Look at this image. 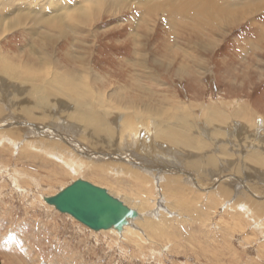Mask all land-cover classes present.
<instances>
[{"label":"rangeland","instance_id":"1","mask_svg":"<svg viewBox=\"0 0 264 264\" xmlns=\"http://www.w3.org/2000/svg\"><path fill=\"white\" fill-rule=\"evenodd\" d=\"M78 1L75 0L74 8ZM132 1L114 0L119 6L111 7L112 1L106 0L100 6L98 16L75 32L64 28L66 25L60 26L58 30L64 28L69 32L65 34L61 30L60 39L52 41L56 44L53 55L60 68L51 64L48 70L65 73L76 66L73 61L79 58L85 61L94 79L96 77L102 82L91 85L92 88L93 85L97 87L94 88L97 92L105 93L106 101L98 107V113L109 127L108 130L99 129V134H106L115 124V137L112 131L107 135L118 143L116 137L124 136L125 132L134 133L136 126H142V119L158 126L154 131L166 128L180 131L184 119L190 135L201 138L208 145V155L214 160L206 158L199 165L200 175L189 180L183 170L185 162L181 156L188 158L189 155L190 158L193 151L170 146L165 140L158 139L160 141L157 142L167 149V152L159 154L162 157L156 166L161 169L150 172H141V166L126 160L105 159L107 154L118 155L116 150H109L114 147L108 146L106 140V145L99 148L78 137L79 147L73 143L63 147L62 141L75 134L67 127V113L56 114L58 120L53 126L57 127L53 129L51 119H55L54 116L37 114L41 108L26 95L12 98L15 90L28 86L24 88L19 82L7 80L2 73L0 108L4 113L0 115V133L16 131L24 141L14 144L11 137L0 135V264H264V212L263 208L256 211L260 209L257 204L264 202V167L255 166L262 177L243 176L250 172L243 169L249 164L247 158L264 148V143L260 144L264 140V10L257 11L260 8L256 4L253 11L257 12L237 16L239 9L226 4V0H218L217 7L221 10L209 12L205 18L193 13L194 25L184 20L180 25L170 26L163 11L153 7L137 10ZM47 2L44 0L40 5L35 3L31 6L29 0H22L21 4L13 2L16 7L13 10L6 0H0V18L5 17L0 25V57H8L10 66L17 67L20 76L24 71L23 62L33 58L34 39L46 33V28H36L38 18L31 17V13L21 23L14 18L18 13L28 14L29 7L43 8ZM56 2L52 0L51 6ZM153 9L155 13L151 12ZM233 15L235 20H228ZM67 21L72 22L71 18ZM216 25H222L223 29ZM142 51L146 52L145 56ZM138 54L144 58L145 69H149L143 74V84L150 90L145 99L149 98L144 101L141 94L136 102L120 106L113 94L124 96V90L141 81L138 76L142 68L135 66ZM80 68L84 69L83 66ZM27 71L35 74L34 68L27 67ZM98 85H102V89ZM130 96L133 93L126 95ZM219 105L224 106L222 112L229 120L211 114V108ZM131 106H134V112L127 109ZM158 107L160 112L156 114L153 111ZM66 111L72 112L71 109ZM23 113L28 116H22ZM9 114L12 119L5 118ZM26 117L33 119H27L32 123L31 127H27ZM127 117L131 118L130 123L125 122ZM42 125H47L48 131L53 130L47 140H51V145L58 143L65 148L63 153L60 152L64 158L47 157L39 147L26 150L30 155L25 156L23 143L35 140L39 131L33 128ZM59 131L61 137L58 136ZM58 152L55 151L59 155ZM73 154L75 162H65ZM197 154L200 155L199 152ZM85 161L89 165L85 163L83 166ZM133 169L140 170V173L131 176ZM141 173H146L144 178H137ZM188 173L191 174L190 171ZM171 178H177L189 191L200 192L205 201L196 206L200 208L202 217H195L193 212V215H178L179 209H171L173 199L162 192ZM233 178L237 182H231ZM242 178H245L244 195L254 203V209L252 204L250 208L254 215L243 210H230L227 208L229 202H219L217 213L210 211L207 192H217L218 186L227 187L230 182L235 188L241 187L239 181ZM79 179L107 188L118 199L126 197L134 209L137 207L133 199L140 193H149L150 207L144 218H158L160 222L166 218L169 223L174 218L171 226L164 228L171 237L155 239L151 235H141L138 227L134 229L137 233L133 234L114 229L96 232L45 202V198L57 195ZM194 179L198 186L194 185ZM155 209L160 213L152 215Z\"/></svg>","mask_w":264,"mask_h":264},{"label":"bare ground","instance_id":"2","mask_svg":"<svg viewBox=\"0 0 264 264\" xmlns=\"http://www.w3.org/2000/svg\"><path fill=\"white\" fill-rule=\"evenodd\" d=\"M6 1H7V4L9 5V7L13 8V10H16V7H14L13 2H15L17 4L22 3V0H6ZM43 1L44 0H29V6H31L32 4H35V3H38L40 5ZM105 1L106 0H79L77 2L78 3L77 7L74 8L76 6L75 0H66L65 2L64 1L62 2V0H57L56 4L54 6H51L52 0H48L47 4L45 5V7H47V11H45V7L42 8V7L38 6L35 9L29 7L28 14L18 13V16L16 18H14V19H16V22L17 21L19 23L23 22L24 19L27 16H29V14L31 13V15L33 14L31 17L38 18L35 21V27L40 26L44 29L46 28V33H41L39 36H37L34 39V41H35L34 42V51H33V53H31L33 55V58H29L28 61L23 62L25 66H24V71L21 74L22 76H20V72L17 69V67L14 68V67L10 66V61H9L8 57L7 58H5L4 56H3V58L0 57V74L3 73L2 75H4L7 80H10L12 82H19V83L23 84L24 88L26 87V85L28 86V88H26V89L18 88L17 90H15L16 92L14 94V97L12 96V98L17 99L18 97L26 95L28 98L31 99L32 103L36 104L38 106V108H41L40 110H38L39 113L37 112V114H39V115L50 114L51 117L54 116V118H55V119H53L54 121L51 119V125L52 126L55 125V123H56L55 120H58V118H57L58 115H56V114H61L63 111H65L67 113L66 117H68L67 127L69 128V130L74 131L75 134L71 137L70 136L66 137L68 140L65 139L62 141L63 147H69L68 145H72V143H73V146L79 147L78 137L84 141H87L88 142L87 144H89V143H90V145L95 144V145L99 146V148L106 145V141H108V143H107L108 146L114 147V148L109 149V150H116L118 155L117 156H110V154H107L105 159H115V160H120V161L126 160L127 163H132L135 166H139V167L141 166V168H140L141 172H143V171L150 172L153 170H160L161 169L160 167L156 166L157 162L162 157V156H159V154H163L164 152H167L166 146H163L162 144L160 145L159 143H157L158 141H160L158 139H161V141L162 140L167 141V143L170 146H177L179 148L184 149L183 151H185L186 149L193 151L192 153H190V155H191L190 158H189V155H188V158L186 156L185 157L181 156V157H182L183 161L185 162L184 166H186L185 168L183 166V170L185 173L188 174L189 180L195 178L196 176L200 175V166L199 165H201V163H204L206 158H207V160H208V158L214 160V157H211L208 155V153H209L207 150L208 145L203 143L201 138H199L197 136H191L190 135L191 133H190L189 128L187 127L184 119L182 120V123H181V127H183V129L180 131H176L174 128H166V129H160V130L158 129L157 131H154L155 127H158V126H155L154 124L150 125L148 120L142 119V120H140V124H142L141 127L136 126L134 133H129V132L126 133L125 132L124 136H117L116 138H118L119 141H118V143H116L114 140H111L110 137L107 135L110 131H112L111 134H112L113 138L115 137V134H116V129H115L116 125L115 124L113 125L112 128L110 127L109 131H107L106 134L101 135L98 133L99 129L102 128V129L108 130V127H109L108 124L106 123V121L101 119V116L98 113V107L102 106L106 101L105 100V93H103L101 90L99 92L94 90V88L97 89V87L94 85H93L94 88L91 87L92 84H100L102 82L100 80H98L96 77L94 79V75L87 68L85 61L82 59H79V58H76V61H75L74 58H72L74 60L73 62L76 64V66L71 68V69L70 68L67 69L65 71V73H60L58 71L50 72L48 70V67L51 64H53L57 68H60L59 66H57L56 58L53 55V49H55L54 46L56 44H54V43L52 44V41L55 40V42H57L58 39H60L61 30H63V32H65V34H68L69 32L67 33V31H65V29H64L66 27H67L66 29L71 30V32L72 31L75 32V30H77L79 28L82 29V27L84 25H86L87 23L88 24L91 23L90 21L93 20V18H95L96 16H98V13L100 11V6ZM110 1H112L111 5H110L111 7L119 6V4L115 3L114 0H110ZM222 1L223 0H220V2H222ZM225 3L226 4L228 3V5L235 7L236 9H239L240 11H242L241 13L239 11V14H237V16H239L240 14L246 16L247 13L251 14V13H254L257 11L261 12L262 10H264V0H226ZM256 4L260 8V10L257 9V11H253V7L256 6ZM132 5H134L133 7L134 8L136 7L137 10L140 9V10L145 11L149 7H153L155 10L163 11V15L166 18L168 25H170V26L171 25H180L184 22V20L186 22L189 21V22H191L192 25H194L195 20L192 17L193 13L198 14L200 17H201V15H204L203 17L205 18L207 13H209V12L214 13L216 10L217 11L221 10V9H219V7H217L219 5L218 0H133ZM154 9L151 12L155 13ZM243 11H244V13H243ZM234 16L235 15L231 16L230 18H228V20L233 19ZM245 16H242V17H245ZM6 17H8V15H6ZM67 18H71L72 22H68ZM235 18H236V16H235ZM1 19H5V17L0 18V25L2 22ZM224 19H227V18H224ZM210 20H211V18H210ZM233 20H235V19H233ZM30 21L32 22V20H30ZM206 21H209V20H206ZM3 22H2V24H3ZM62 25H66V26L63 29L61 28L58 30V28ZM220 27H222V25H220ZM220 27H218V28L221 30ZM222 29H223V27H222ZM198 32H200V31H198ZM69 36H70V34H69ZM77 39L78 38H76V40ZM142 44H144V43H142ZM145 46L143 45V47H145ZM144 53H146V52L142 51V54L145 56ZM31 54H30V56H31ZM137 65H139V67L142 68L140 76H138V77H140L141 81H140V83H139V81L137 83H135L137 88H136V86H133L134 84H131L132 86L130 89L124 90L125 91L124 96H122L121 94H116V93L113 94V97L117 98V102L119 103L120 106L127 104V103H130L132 101L136 102L137 98L141 94L144 96V101L149 98L148 97L145 99V95L148 94V92H150V90H149V88H147L146 85L143 84V74L145 72H147L149 69H145L147 67V66H145L146 63L144 61V58L143 57L141 58L140 55L137 58V64L135 63V66H137ZM80 66H83L84 69H81ZM27 67L34 68L35 74H32L30 71H27ZM151 77H152V75L149 76V78H151ZM97 80H98V82H97ZM29 83L30 84L35 83V85L31 84L32 87H29V85H28ZM52 85H54V86H52ZM98 86H99V89L100 88L102 89V85H98ZM129 90H131V92H129ZM128 93H133V96H130L129 98L126 97V95ZM3 98H5V96ZM0 99H1V97H0ZM148 104L150 106L149 102H148ZM161 104H162V102H160V105ZM223 107L221 105L213 106L211 108V110H212L211 114L212 115L214 114L215 116L217 115V116H219V118L224 117L227 120H229L228 116L223 113L224 111L222 112ZM66 109H71L73 113L66 111ZM127 109H130L133 112L135 111L134 106L128 107ZM30 112L32 113V112H34V110H31ZM153 112H155L156 114H159L160 108L158 107ZM3 113H4V111H1V108H0V115H2ZM19 114H22V113H19ZM14 115H16V113ZM22 116H28V114L23 113ZM5 118L6 119H12L11 114L6 116ZM1 119L2 118L0 116V120ZM27 119H31V120H33V119L29 118V117H26V119H25V121H27L29 123V124H27V127H31L30 125L32 123L30 121H28ZM212 119H214V118H212ZM226 119H225V121H226ZM125 122L130 123L131 118L127 117ZM71 124H72V126H70ZM46 126L47 125H44V126L42 125V127L33 128L34 130L39 131V136H37L35 138V140H33V141L27 140L26 143H23L22 148L25 151V156L30 155V154L28 155L26 153V150H28L30 148L34 149L36 147H39L47 153L46 154L47 157L53 156V157H57L60 159H61V157H63L62 156L63 154H61L60 152L62 151V153H63L64 152L63 150L65 148H63L61 145H57L58 143H55V145L50 144L51 140L48 141L47 136L49 134L52 135L53 130L48 131L46 129ZM56 127L57 126H53L52 128L54 129ZM162 127L163 126H160V128H162ZM0 135L6 136V137H11L12 139H10V141L13 142L14 144H17L18 141H21V142L24 141L23 139L21 140L19 135H17L16 131H9L6 133H0ZM58 136L61 137L60 131H59ZM218 136H220V135L218 134ZM85 137L87 138V140ZM0 141H2V138H0ZM217 142L218 141H216V143ZM263 143H264V140H262L260 142V144H263ZM251 146L254 148V145H251ZM257 146H258V144H257ZM55 151H59L58 152L59 155L57 153H55ZM246 151H248V150H246ZM198 152L200 153V155L197 154ZM130 153H133V154H130ZM168 153L173 154L171 152H168ZM181 154H183V152H180V155ZM22 156H24V153H22ZM75 159H76V156H75V154H73V155H71V159L68 158L67 160H65V159H63V160H65V162L69 161V162L73 163V161ZM247 159L249 160V164L244 166L243 169H245V172H247V170L250 172H248V174L244 173L243 176H246V177H249V176L252 177L253 176V178H254L257 175V177H259V176L262 177V175H260V172L255 168V166L259 165L261 167L262 166L264 167V148L262 147V150H261V148H260V150L258 149V151H255L250 156V158L248 157ZM78 160L80 162V159H78ZM99 161H101V160L99 159ZM120 161H119V164L124 166V164H121ZM138 161H140L142 164H140ZM86 162L87 161L82 162V165L85 164ZM250 162L253 164L254 168L250 164ZM85 165H89V164L86 163ZM241 167H242V165H241ZM94 169L97 170L96 168H94ZM119 170L120 169H118V171ZM188 170L191 172V174L188 173L189 172ZM138 173H140V170L133 169L132 172L130 173V175L134 176L133 174H138ZM151 173H153V172H151ZM96 174H98V173H96ZM144 174H146V173H144ZM144 174L141 173V174L137 175L136 177L139 179H143ZM244 179L242 178V180L239 181L240 182L239 184L241 185V187L235 188V185L232 184L231 182L232 181L237 182V180H235L233 178V180L231 179V182L229 183V185L227 187L224 185H220V186H218L217 192H207L206 195L208 196V202L210 203V204L207 203L209 210L210 211L213 210L214 212H216L217 211L216 208H218V205L220 204L219 202H222V203H228L229 202V205L227 208H229L230 210H236L237 212L240 210H243V211H245V213L250 212V214L253 213V215H254V212L252 211V209H250L251 204H252V207L254 209V203L250 202V200L248 199L249 198L248 195H246V196L244 195L245 194V191L243 188V187H245V184H244L245 180ZM171 180L172 181H169L170 184L162 189V192L166 193L168 195L169 199H171V198L173 199V205L170 206L171 209H174V208L179 209V210H177L178 212H176V213H178V215H183L182 213H184V214L186 213V215H188V214L190 215L193 212L195 217L196 216L200 217L201 211H200V208L196 206V204L201 206L202 204H204V201H205L202 199V195L200 194V192L196 193L192 190H190L191 191L190 192L184 186L181 185V182H179V180L177 178H171ZM194 181L196 183V184L194 183V185L198 186L196 179H194ZM94 185H96V184H94ZM180 185H181V187H180ZM105 189L108 191V193L110 195L113 196L112 191L110 192V190H108L107 188H105ZM250 193L252 194V191H250ZM148 194L149 193H146V192H144L143 194L140 193L136 198L133 199V201L135 202L134 205H136L137 209H134L131 207V206H133V204L128 202L126 197H122V199L124 201L119 199L125 205H127L126 204V202H127L130 205V206L127 205L129 208H132L139 213V216L137 218L129 220V223H130V221H132V222L130 224L128 223V225L124 226L123 230H122L123 232L122 231L121 232L126 233V234L137 233V232H134V229H136V227H138L140 230L138 233H141V235H144V234L147 236L151 235L152 237H154V238L157 237L158 239L171 237L170 235H167V232H166V230H164V228H166L169 225L171 226V223L174 222V218L172 219V221H170V223L168 220H166V218H163L161 220V222L159 221L158 218H154V219L144 218V215H146L147 210L150 207V205H149L150 196H148ZM113 197H115V196H113ZM115 198L118 199V196H116ZM258 200H260V199H258ZM198 201H199V203H197ZM261 203L262 204H257L258 208L260 207V209H257L256 211H260L263 208V212H264V202H261ZM257 205H256V207H257ZM153 206H154V203L151 207H153ZM158 210L159 209H155L154 211H152L151 214L156 215ZM179 211H182V212L179 213ZM158 213H160V212H158ZM229 214H227V215H229ZM235 215L233 218H235ZM238 215H240V213L237 214L236 216H238ZM241 215H242V213H241ZM236 218H239V217H236ZM241 220H242V218H241ZM186 222L187 221H185V223ZM233 222H235V221H233ZM166 223L168 225H166ZM231 225H233V224L231 223ZM242 227H243V225H242ZM238 228H240V227H238ZM111 230L112 229L108 230V232ZM242 231H244V230H242ZM165 234H166V236H165ZM134 235H136V234H134ZM171 240H172V238H171ZM174 240H176V239H174ZM168 241H169V239H168ZM169 242H171V241H169ZM171 243H173V242H171Z\"/></svg>","mask_w":264,"mask_h":264},{"label":"water","instance_id":"3","mask_svg":"<svg viewBox=\"0 0 264 264\" xmlns=\"http://www.w3.org/2000/svg\"><path fill=\"white\" fill-rule=\"evenodd\" d=\"M45 201L96 232L110 229L121 232L130 219L139 216L136 210L110 195L106 189L82 179L57 195L45 198Z\"/></svg>","mask_w":264,"mask_h":264}]
</instances>
